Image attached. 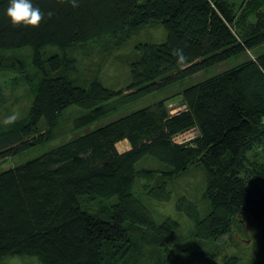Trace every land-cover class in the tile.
I'll return each instance as SVG.
<instances>
[{
  "label": "trees",
  "instance_id": "1",
  "mask_svg": "<svg viewBox=\"0 0 264 264\" xmlns=\"http://www.w3.org/2000/svg\"><path fill=\"white\" fill-rule=\"evenodd\" d=\"M32 3L45 13L39 27L13 26L6 14L9 0H0V74L13 73L0 81V103L5 83L22 82L32 94L26 115L7 128L0 121V160L45 143L72 103L87 108L73 121L76 129H87L0 170V259L21 255L34 258V264H128L148 242L144 236L134 239L135 225L173 234L171 220L157 224L133 193L135 177L171 176L195 162L204 167L203 194L210 202L204 217L190 202L195 233L220 238L247 214L264 237V158L258 155L264 145V51L182 87L176 93L183 106L176 111L161 97L93 126L130 100L264 44V0H244L239 12L229 0H77L75 8L69 0ZM153 22L166 27V39L137 44L139 55L130 61L131 80L123 88L98 78L76 84L68 76L75 59L44 53L48 45L67 48L105 35H128ZM24 46L32 48L33 70L19 52ZM174 50L182 51L183 63ZM42 117L46 128L39 126ZM191 131L194 135L179 140ZM123 138L130 146L119 150ZM145 154L168 167L136 169ZM98 195L117 199L98 211L84 205ZM183 252L189 263L206 254ZM251 264H264V258Z\"/></svg>",
  "mask_w": 264,
  "mask_h": 264
},
{
  "label": "rangeland",
  "instance_id": "2",
  "mask_svg": "<svg viewBox=\"0 0 264 264\" xmlns=\"http://www.w3.org/2000/svg\"><path fill=\"white\" fill-rule=\"evenodd\" d=\"M235 3L237 12L242 9L244 0H229ZM128 34V33H127ZM167 29L161 22H153L136 28L128 35L119 33L117 35H105L85 42L63 48L58 45H48L44 48L45 56L57 53L64 57L75 59L70 66L68 76L76 84L88 85L89 82L98 78L103 84L114 89L126 87L130 78V61L139 55L137 44L140 42H160L166 39ZM264 51V44L248 50L245 55L230 57L216 63L202 71H198L184 80L177 81L169 87H163L147 93L118 108L116 111L97 120L93 126L124 114L129 110L153 103L161 97H167L171 111H176L183 105L179 104V90L185 85L201 80L219 70L231 66L247 56L254 57L257 53ZM21 57L31 61L27 64L30 70L35 69L32 64V48L21 47ZM13 73H1L0 81L8 78ZM168 87V88H167ZM166 88V89H165ZM5 101L0 103V121L18 113L19 117L27 114L32 94L28 93L27 85L19 82L17 84L5 83ZM87 111L84 105L72 103L61 113L58 123L53 130V135L45 143L28 149L22 154L7 156L0 160V170L38 155L49 147L60 143L77 132H83L87 128H75L74 118ZM39 126L46 128V119L42 117ZM49 131V130H48ZM194 132H184L179 140L185 141ZM129 143L126 138L117 141L119 149ZM258 155L264 158V145L258 150ZM136 169L152 168L165 169L168 165L150 154H145L135 163ZM206 186V174L201 162L191 164L185 170L177 174L165 176L159 172L142 173L135 177L132 186L133 193L150 210L157 224L163 223L167 218L171 220L173 234L160 233L155 229L145 226H137L131 229V234L142 240L143 236L148 242L143 245L141 252L132 257L128 264H251L253 261L264 258V237L258 229L254 218L243 214L239 220H234L230 232L217 239L199 237L195 233V221L187 213L190 202L195 204L199 217H204L209 209L210 202L204 196ZM82 198H87L82 195ZM89 199V198H87ZM117 196H100L84 201V205L98 211L101 204L115 202ZM180 205V207H179ZM150 240H153L150 242ZM155 240V242H154ZM183 248L205 251V256L193 262H187ZM235 260V261H233ZM35 259L26 256H8L0 259V264H34Z\"/></svg>",
  "mask_w": 264,
  "mask_h": 264
},
{
  "label": "clouds",
  "instance_id": "3",
  "mask_svg": "<svg viewBox=\"0 0 264 264\" xmlns=\"http://www.w3.org/2000/svg\"><path fill=\"white\" fill-rule=\"evenodd\" d=\"M73 8L78 7L77 0H69ZM7 16L10 18V21L13 26H31L39 27L40 24L44 21L45 13L40 10L39 7L34 6L32 0H9V6L7 8ZM53 13H47V16L50 18ZM174 55L178 57V61L183 63L185 57L182 54V51L174 50ZM19 119V115L16 112H13L11 115L6 116L2 124L7 128L8 126L13 125Z\"/></svg>",
  "mask_w": 264,
  "mask_h": 264
},
{
  "label": "crops",
  "instance_id": "4",
  "mask_svg": "<svg viewBox=\"0 0 264 264\" xmlns=\"http://www.w3.org/2000/svg\"><path fill=\"white\" fill-rule=\"evenodd\" d=\"M129 146H130L129 143H127L124 148L119 149V150H125V149L129 148ZM117 147H118V145H117Z\"/></svg>",
  "mask_w": 264,
  "mask_h": 264
}]
</instances>
